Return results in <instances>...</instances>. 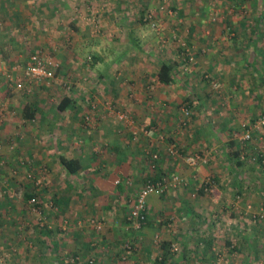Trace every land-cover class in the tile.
<instances>
[{"label": "rangeland", "instance_id": "rangeland-1", "mask_svg": "<svg viewBox=\"0 0 264 264\" xmlns=\"http://www.w3.org/2000/svg\"><path fill=\"white\" fill-rule=\"evenodd\" d=\"M32 1L35 4L22 8L36 14L38 4L44 0ZM54 1L48 0L52 5ZM64 1L76 6L88 5L90 15L85 16L86 20L91 17L94 23H101L102 18L110 20L112 26L105 31L115 32L117 47L125 49L130 63L138 58L144 62L147 56L150 64L145 68L151 69L153 74L160 60H172L174 76L179 81L170 89L177 98L170 106L174 107L172 111L176 116L174 126L171 125L174 120L166 118L168 101L163 104V112L144 107L142 120H137L125 107L114 113L124 127L139 125L142 136L134 135L136 144L143 142L142 146L151 148L149 142L144 141L148 138L144 132L169 127L181 131L185 145L190 148L175 143L171 137L174 130L169 135L170 130L161 134L166 152L163 155H167L164 163L174 162L175 158V162L181 161L177 166L174 163L171 168H163L155 179H166L165 188L153 193L158 195L157 202H162L160 214L152 207L157 205H151L150 195L145 223L139 230L128 227L129 210L145 179L137 191L135 186L130 190L126 202L129 210L124 219L126 230L106 233L112 240L105 242L100 251L104 254L83 253V248H79L75 254L68 251L66 264H156L164 241L171 246L168 263L171 260L177 264H264V126L253 130L255 121L264 115V1ZM67 16L63 21L69 18ZM50 37L54 44L50 43L47 48L30 49L27 44L25 56L16 68L0 61V264H59L48 262L50 257L44 260L47 257L44 256V231L37 230L46 223L44 177H33L32 169L25 164L20 166L15 160L7 161L9 156H20L22 153L18 150L22 147L3 130L11 111L13 117L8 118L13 122V129L24 128L23 125L40 126L37 118L31 121L22 116V107L26 105V113L31 103L44 109V98L48 103L45 109H54L58 102L59 89L53 84L64 75H58V62L52 51L57 46L72 47L73 39L66 40V35ZM25 40L27 43L28 39ZM36 52L54 61L53 78L45 81L30 77L27 61ZM209 64L217 75L206 71ZM252 67L256 68L249 74ZM187 96L193 102L190 106L185 100ZM119 113L124 115L123 119L117 117ZM204 123L207 124L204 126ZM247 133H250L249 138L244 137ZM230 140L238 143L230 147ZM231 150H239L241 165L229 161L233 159ZM148 154L154 162L161 158L157 152L148 151ZM188 158H193L194 164L189 163ZM174 176L181 183H171ZM209 179L218 190V202L212 200L211 194L198 192ZM131 184L133 181L128 184L129 188ZM33 188H41V194L37 195ZM10 191L17 199L7 198ZM33 198L36 201H32ZM91 219L100 220L103 227L95 232L89 228L83 234H89L98 243L105 221L94 215Z\"/></svg>", "mask_w": 264, "mask_h": 264}, {"label": "crops", "instance_id": "crops-1", "mask_svg": "<svg viewBox=\"0 0 264 264\" xmlns=\"http://www.w3.org/2000/svg\"><path fill=\"white\" fill-rule=\"evenodd\" d=\"M32 3L35 4L32 0H0V61L16 68L28 47L47 48L50 43L54 44V39L50 37L52 35L59 38L66 35V40L72 38L73 46H57L52 51L58 62L56 71L58 75H64L57 79V84H53L59 89V99L54 109H45L47 98H44V109L31 103L25 113L26 105L22 107V116L31 121L37 118L41 125H23L24 128L13 129V122L8 118L13 117V111L9 113L3 130L22 147V150H18L22 154H15L14 158L9 156L7 161L15 160L14 163L20 166L25 164L32 169L33 177H44L46 223L44 228H37L39 233L44 229V256L47 255L44 260L50 257L48 262L66 264V256L75 254L74 251L79 248H83V253L90 251L93 255H103L100 251L105 242L112 240L106 233L126 230L124 219L129 210L126 202L131 188L135 186L137 191L148 177L159 175L163 168H171L174 163L179 165L181 160L175 162L177 158L174 162L164 163L167 155H163L166 152L161 134L170 130L169 135L174 130L172 139L185 145L181 131L166 126V130L150 128L144 132L148 137L144 141L152 146L147 148L142 146L143 142L136 144L137 139H133L134 135L136 138L142 136L139 125L124 127L122 121L116 120L114 113L125 107L132 111L137 120H142L144 107L163 112V104L168 101L166 118L174 120L171 122L174 126L176 116L172 111L174 107L171 109L170 106L177 98L170 89L179 81L175 76L168 84L158 80L156 73L159 63L172 60H160L153 74L151 69L145 68L150 64L147 56L144 62L138 58L130 63L125 49L117 47L115 32L105 31L112 26L110 20L102 18L101 23H94L92 17L86 20L85 16L90 15L88 5L76 6L64 0H55V5H52L44 0L38 4L36 14L33 10L22 8ZM66 11L68 14L65 15ZM67 15L69 18L63 21ZM130 33L129 30V40L132 36ZM26 38L28 41L24 43ZM255 68L249 69V74ZM206 71H213L217 75L211 64ZM172 73H175V67ZM59 104L65 107L61 109ZM185 147L190 150L189 146ZM148 151L159 153L161 158L154 162L149 158ZM61 155L76 159L79 169L69 172L59 159ZM132 181L129 188L128 184ZM33 189L37 195L42 192L41 188ZM157 197L153 194L149 201L151 205H157L152 207H156L160 214L162 202L158 203ZM7 198L17 199V196L10 191ZM93 215L105 221L98 243L89 234H83L89 228L97 231L87 223ZM81 223L86 225L85 228ZM68 251L73 252L68 254ZM86 257H89L88 254Z\"/></svg>", "mask_w": 264, "mask_h": 264}, {"label": "built area", "instance_id": "built-area-1", "mask_svg": "<svg viewBox=\"0 0 264 264\" xmlns=\"http://www.w3.org/2000/svg\"><path fill=\"white\" fill-rule=\"evenodd\" d=\"M27 72L32 79H45L49 80L55 75L54 61L38 52L29 56L27 61ZM119 119H123L124 115L117 114ZM260 126H264V115L255 121L253 130H257ZM245 138L250 137V133L245 134ZM189 163L194 164L193 158H188ZM168 183V182H167ZM171 183H181V180L174 176ZM166 186V179L159 180H146L143 186L138 190L134 203L127 216V224L132 230H139L145 223L147 218V200L153 193L162 191ZM32 201H36L35 198ZM90 224L96 229L100 230L103 227V222L96 219L89 220Z\"/></svg>", "mask_w": 264, "mask_h": 264}, {"label": "trees", "instance_id": "trees-1", "mask_svg": "<svg viewBox=\"0 0 264 264\" xmlns=\"http://www.w3.org/2000/svg\"><path fill=\"white\" fill-rule=\"evenodd\" d=\"M264 1V0H263ZM174 64L173 62H168V61H162L161 63H159L158 67H157V77H158V80L162 83H171V81L173 80V77H174V74L172 73V70ZM192 97V96H191ZM185 100H187L188 102V106H190V104H192V100L190 99V96H187L185 98ZM59 108L63 109V107H65L64 104H59L58 106ZM230 147H233L234 144H237V140H230ZM231 154H232V158L233 159H230L229 161L230 162H234L233 165H241L242 164V161L241 159L239 158V150H231ZM262 155H260L261 157ZM59 159L61 161V163L65 166V168L69 171V172H74L76 171L77 169H79V165L77 163V160L76 159H68L64 156H59ZM158 175H153L151 177H148L146 180H155L157 179ZM210 180L209 179L208 181L204 182L198 192H200L201 194H204V193H207V194H211L212 195V200L214 202H218V199H219V194L217 193L218 190L217 188L214 186V184H211L210 183ZM213 182V180H212ZM24 196L26 198L30 197L29 194H24ZM264 204V203H263ZM44 231V229H43ZM229 243V242H227ZM207 244H210V240L207 241ZM163 247V251L162 253L159 254L158 257H156L155 259V263L156 264H177V262L175 261H169L168 263V259H169V256H170V253H171V246H170V243L168 241H164L162 242L161 244Z\"/></svg>", "mask_w": 264, "mask_h": 264}]
</instances>
